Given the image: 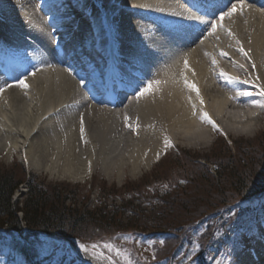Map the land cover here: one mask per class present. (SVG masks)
<instances>
[{
    "label": "bare ground",
    "instance_id": "obj_1",
    "mask_svg": "<svg viewBox=\"0 0 264 264\" xmlns=\"http://www.w3.org/2000/svg\"><path fill=\"white\" fill-rule=\"evenodd\" d=\"M63 1L66 0L52 1L42 9L48 12L57 8L55 14L76 9L70 2ZM248 1L255 3L257 0ZM227 2L222 3L216 13L213 11V22L198 15L199 11L193 6L190 8L193 7L194 11H186L176 0L161 3L163 11L169 14L164 21H169L176 32L173 31L170 36L166 34L146 39L145 47L136 44L137 38H141L139 34L129 35L123 28L131 25L129 14L145 17L151 5L160 7L156 0L121 1L118 6L119 20L105 39L102 30H99V22L89 27L87 34L91 35L90 40L99 44L104 40L99 51L105 57H111L110 65L101 72L102 79H106L109 86L135 83L133 87L137 92L146 89L152 80L161 78L163 74L159 87L147 88L148 91L144 92L143 95L148 93L150 99L141 96L135 104L126 106L127 119L122 124L123 114L117 108L127 103L128 98L121 100L112 94L108 99L97 100V80L88 75L101 64L86 67L85 61L91 50L83 52L85 48H75L74 37L61 42L55 34L50 35L47 24L30 6L32 0H0V89H3L0 92V155L11 159L16 154L29 169L72 182L85 181L89 171L100 164L108 181H112L115 175L120 182L126 177L124 168L127 166L133 178L143 172L141 168L150 169L158 155L164 152L165 141L169 138L183 139L189 148L209 147L213 141V129H205L200 124L203 112L199 106L182 105L186 90L189 103L198 104L205 96L209 97L215 115L211 120L215 124L228 108L240 107L238 109L242 113V108L256 94L245 96L220 91L221 81L211 77L208 68L199 59L204 52L209 59L213 58L212 46L204 40L200 42L201 38L213 25H217L218 32L225 29L233 16H240L242 18L236 21L235 27L237 32H245L252 39L250 48L258 77L263 75L264 69V57H261L264 54V27L255 29L262 24L264 5L263 9L237 8L233 15L224 16L233 1ZM255 15L256 21L251 17ZM77 16V11H74L63 18L60 23L65 24L64 28L56 35L68 32L70 28L67 24ZM245 17L249 18L248 22L240 26ZM191 30H194L193 33ZM80 33L85 36L84 32ZM194 44L197 47L192 52V64H182L178 54H184ZM221 53L222 58H228L227 54ZM149 57L155 61L154 65L147 60ZM159 59L167 66L187 68L184 67L183 71L179 69L177 77L171 68L163 73L162 69L152 67L161 65ZM237 67L225 66L220 69V76L229 84L237 79L243 82L235 72ZM22 80L27 83V88L19 86ZM180 83L183 90L178 85ZM192 84L199 89V95L190 87ZM102 104H108L113 109L103 111ZM245 108L248 109L243 110L240 118L227 119L231 124L218 126L219 130L228 136L239 132L236 124L245 126L250 122H254L252 127L256 129L263 107L249 103ZM25 192L26 187L22 186L13 196V202L18 203ZM71 244L75 253L87 261L92 260L78 243L72 241ZM237 264H260V261H256L249 252Z\"/></svg>",
    "mask_w": 264,
    "mask_h": 264
},
{
    "label": "trees",
    "instance_id": "obj_2",
    "mask_svg": "<svg viewBox=\"0 0 264 264\" xmlns=\"http://www.w3.org/2000/svg\"><path fill=\"white\" fill-rule=\"evenodd\" d=\"M216 140L215 143L221 142L223 147L214 148L206 157L179 148L170 150L175 159L167 160L168 154L165 155L155 170L163 176H149L148 180L152 178L149 183L131 188L130 198L117 206L114 214L102 205L93 210L85 209L92 190L87 192V197H81L83 209H78L66 202L79 198V186L46 185L36 178L22 206L13 208V195L26 176L20 163H16L15 170L1 171L0 229L20 231L23 224L28 229L23 235L24 241L0 232L3 257L10 262L15 252L27 264H50L32 241L29 244L30 237L43 243L37 232L43 231L84 240L83 231L89 224L95 229L108 226L119 232L130 230L122 232L158 236L163 243L154 245L153 264H191L194 261L222 264L219 252L224 244H233L245 227L256 223L257 211L251 208V203L264 197V143L254 147L255 143L237 141L230 148L219 133ZM231 149L238 155L232 154ZM100 194L103 199L113 196L103 188ZM19 212L23 213L22 220L17 216ZM193 249L194 253L188 258ZM61 264H76V261L63 259Z\"/></svg>",
    "mask_w": 264,
    "mask_h": 264
},
{
    "label": "rangeland",
    "instance_id": "obj_3",
    "mask_svg": "<svg viewBox=\"0 0 264 264\" xmlns=\"http://www.w3.org/2000/svg\"><path fill=\"white\" fill-rule=\"evenodd\" d=\"M53 0H32V4L30 6L34 8V10L41 16V19L45 23H49L50 26V32H55L58 30H61L62 23H60V20L62 18L67 17V13L65 14H55L56 9H53L51 11L45 12L43 11L42 7L47 6L48 3H50ZM121 1L123 0H68L71 4L76 5V7L81 8L85 7L86 9H93L94 13L91 16H88V18L93 16V22L90 23V25H94V22H99V30H102L103 37H107V35L112 32V28L114 24H117L119 20V12H118V6L121 4ZM160 7L155 6L154 4L150 6L149 10H146V16L145 17H138L134 13L129 14L131 15L129 19H131L130 26L127 28H123V30L127 31V34H139L141 38H137V43L139 46H146V39L159 37L163 35H169L171 33L176 32L172 27H170L169 21H164V18L168 16L169 14L165 13L163 9L161 8V3H170L171 0H156ZM172 2V1H171ZM232 5V4H231ZM253 7L257 9H262L261 7L255 4L248 3V8ZM231 8V6H229ZM147 9V8H146ZM230 10V9H229ZM128 12L127 10H125ZM187 11V10H186ZM132 13V12H131ZM151 14L152 16L148 15ZM253 20L256 21V15L251 16ZM2 18V17H0ZM81 18V17H80ZM78 18V19H80ZM169 18V17H168ZM242 18L240 16H233V20L229 22L225 29H221L220 31H212V27L209 28L206 35L203 36L200 40L206 41L208 44L212 46L211 53L213 55L212 59H209L206 56V53H202L201 57H199L200 61L202 62L203 66H206L208 68L209 74L211 77H215L217 80L221 81V84H219L220 91L227 93L228 91L240 93L245 96H250L253 94H256V96L253 98L252 101L247 102L246 105L249 103L251 105L260 106L263 107V111L260 116L259 123L255 128L252 127L254 125V122H250L247 125H238L237 130L239 132L226 135L227 139L226 141L231 146L233 145V142L240 141L245 143H255L253 144L254 147L258 146L257 143H264V94L262 93V90H264V69H263V75L261 77H258L255 69V64L252 58V49L250 48L252 39L248 36L247 33H240L237 32V29L235 27L236 21ZM245 21H240V26L244 25L246 22H248V17H245ZM169 20V19H168ZM242 20V19H241ZM258 21V20H257ZM262 24H260L258 28L264 27V18L260 21ZM76 21L73 23L71 22L69 26L71 27L68 32L63 33L64 41L70 39L76 29L75 25ZM87 27V26H86ZM74 28V29H73ZM217 28V25H216ZM254 29V30H255ZM211 33V34H209ZM79 34L75 35V46L81 47V46H87V48L91 49L95 43H92L89 39L90 36L81 37L78 36ZM197 44L192 45L187 51H185L184 54H178V57L181 60L182 64H192L191 56L193 55L192 52L196 51ZM243 48L245 52H247V55H244L243 52L240 51V48ZM264 50V49H263ZM220 52H225L228 55V58H222L220 55ZM96 55L97 52H96ZM264 57V54L261 56ZM161 60L160 66H152L157 69H162V72L164 73V70H168L169 68L175 70L176 77L178 76L179 69H184V67L187 68V66H167V64H163L164 61ZM213 61L218 62V64L213 63ZM237 63V64H236ZM95 64V62H94ZM225 66H239L237 67V70H235L237 76H240V78L243 80V82L239 81L238 79L232 84H229L228 81L221 77V71L220 69L224 68ZM191 69L192 66H189ZM100 69H103L101 66ZM181 71V73H182ZM161 78L163 76L160 75ZM181 77V74H180ZM161 78H157L155 80H152L151 87L146 86L147 88L152 89V87L160 86V83L162 82ZM180 82V81H179ZM182 82V81H181ZM215 82V81H214ZM248 83V84H247ZM181 86V90L183 85L178 84ZM188 91L186 90L184 98H182L181 103L184 107H196L199 106L204 113H207L210 118L215 116L211 110V101L209 97L205 96L203 98V103H189L187 100ZM141 91L135 92L134 94H131L130 98L128 99L127 103L118 106L117 111L121 112L123 114L122 118V124L125 123L127 119V112L125 111V108L127 105H133L135 104L138 97H144L150 99L151 96L147 93L145 95L140 94ZM205 95L204 93H202ZM237 105V104H236ZM238 106H242L239 105ZM101 109L103 111H110L112 108L109 105L102 104L100 105ZM240 108V107H238ZM233 109L228 108L226 111H224L222 115V119L219 118L216 121V127H213L211 123H209L206 119L202 118V120L199 119V122L203 127L206 129V127H211L214 132L213 141L212 144L207 148H189L186 143L187 141L183 139H174L169 138L167 141L169 143L165 146V150L161 155H158L157 160L152 165V167L148 170L142 169V173L136 175L135 178L131 177L129 174L130 167L127 166L124 168L125 172V179L121 180L120 182L117 180V177L113 175V180L108 181L106 176L102 173L101 166L95 168L94 170L91 169L89 171L86 180L85 181H77L72 182L61 178H54L50 177V175L46 173H38L36 170H31L27 167V165L16 155L14 154L11 159H8L5 155H0V172L1 171H8V170H15L17 165L16 163H20L22 165V168L24 170V174L26 176V180L21 184L17 190H19L22 186L26 187L25 194L21 197L20 201L18 203H14L12 200L13 208L15 206H22L24 201L27 198V194L29 191V186L31 185V182L33 179H37L38 182H45L46 185L48 184H69L71 186H79L80 187V196L78 199H70L67 200L66 205H71L76 207L78 209H83V200L81 197H87V192L92 189L89 198L91 200L86 204V210H93L97 207L107 206V211L111 214L113 210L115 211V208L117 206H121L123 202L127 201L129 197L128 191H131V188H134L135 185L139 186L142 183H147L150 180L149 176H153L156 174H159V177H162V173L157 170V165L159 164V160L163 159L165 155H167V160H174L173 154L169 153V149L179 148L183 151H189L192 154H198L201 157H206L211 154L213 149H219L223 146H221V142L215 143L216 135L215 132H221L219 130L218 126H225L226 124H231L227 119L234 120L235 118H240V114H243V110L246 111L248 108H242V113L239 112V109ZM241 111V110H240ZM237 120V119H235ZM240 127V128H239ZM253 128V129H252ZM240 129V130H239ZM154 131V129H152ZM244 130V131H243ZM176 136L177 133L175 132ZM175 136V135H173ZM258 140H257V139ZM256 139V140H255ZM217 141V140H216ZM219 141V140H218ZM244 144V143H243ZM224 145V144H223ZM253 147V146H252ZM219 153V152H218ZM231 153L234 155H238L237 151H234V149H231ZM202 163L205 162L201 160ZM22 162V163H21ZM25 164V165H23ZM212 173H215V170L213 166H211ZM149 183V182H148ZM133 186V187H132ZM103 189H106L107 192H109L111 195L110 199H103L100 197V191ZM16 190V192H17ZM15 192V193H16ZM134 194V193H133ZM15 195V194H14ZM13 195V196H14ZM81 198V199H80ZM261 201H255L251 203L252 209H256L257 215H260L259 221H264V197L260 199ZM78 202L75 204V202ZM17 216L19 219H23V213L19 212L17 213ZM123 224H125L126 220L123 218ZM95 226H91L87 224L84 228V235L82 236L84 240H78L75 239V241L79 244L86 245L88 247V252L95 258H98L102 260L105 264H153V261L155 259V250L154 245L161 244V240L158 236H154L150 233L139 235V232L132 233V232H122V231H130V230H122L121 232L117 231V229H114L113 227L108 228V226L101 227L100 229H95ZM259 229V227L257 228ZM132 230V229H131ZM148 231V230H147ZM256 230L248 231L247 233L255 232ZM246 233V234H247ZM18 238L21 239V236L19 235ZM72 238V237H69ZM43 240V239H40ZM24 241V240H23ZM32 243H35L37 246V251L41 256H44L45 258L47 256L46 263H52V264H61V261L65 259L66 262L76 261L75 257H79L77 253H75L68 245L67 242L64 241H56V240H43V243H40L38 239H35L33 236L29 239ZM62 242V243H61ZM43 244V245H42ZM93 245H96L95 248H93ZM105 245H108L105 247ZM225 245H227L225 243ZM227 247V246H226ZM194 253V249L189 253L188 258L191 257V255ZM14 256H17L15 252L13 253ZM224 255V254H222ZM231 256V258L229 257ZM228 257L229 261L225 260V258ZM232 264V254L228 252V254L225 253L224 256V262L222 264ZM227 261V263L225 262ZM87 264H90L86 262ZM0 264H25L24 261L21 258H17L16 260L11 261L10 263H5V257H3V253L0 251ZM76 264H82L80 261H76ZM191 264H200L197 262H193Z\"/></svg>",
    "mask_w": 264,
    "mask_h": 264
},
{
    "label": "snow or ice",
    "instance_id": "obj_4",
    "mask_svg": "<svg viewBox=\"0 0 264 264\" xmlns=\"http://www.w3.org/2000/svg\"><path fill=\"white\" fill-rule=\"evenodd\" d=\"M244 7H246V5H245L244 3H240V4H232V5H231V9H230L229 11H227V12H224L223 15H224V16H231V15H233V11H234L235 9L239 8V9L243 10ZM215 30H216V25H213V26H212V31L214 32ZM209 34H211V33H209ZM240 51L243 52L244 55H247V52H245L244 49H243L242 47L240 48ZM221 54H222V55H226V53H221ZM213 63H215V61H213ZM37 70H39V69H37ZM34 74H35V73L33 72V75H34ZM81 83H83V78L81 79ZM9 86H11V85H9ZM19 86L22 87V88H27V87H28L27 83H25L23 80L20 81ZM149 87H151V84L149 85ZM190 87L193 88V89H195V90L197 91V94L199 95V89L196 87L195 84L190 85ZM2 91H3V89H0V92H2ZM146 91H148V89H144L143 91H141L140 94L143 95L144 92H146ZM261 94H264V90H262V93H261ZM201 103H203V100H201ZM203 118L206 119L209 123H211V124L213 125V127H216L215 122L211 120V118L208 116L207 113H204V114H203ZM82 124H83V116H81V125H82ZM81 133H83V127H81ZM168 143H169V141L166 140V141H165V144L167 145ZM161 243H163V242H161ZM107 246H108V245H105V247H107ZM95 247H96V245H93V248H95ZM80 248H81V250H82L83 252H85V253L88 252V247H87L86 245L81 244V245H80Z\"/></svg>",
    "mask_w": 264,
    "mask_h": 264
},
{
    "label": "water",
    "instance_id": "obj_5",
    "mask_svg": "<svg viewBox=\"0 0 264 264\" xmlns=\"http://www.w3.org/2000/svg\"><path fill=\"white\" fill-rule=\"evenodd\" d=\"M9 233L12 234V235L15 234V233L10 232V231H9ZM93 262H94V263H100V264H103V263L101 262V260H99V259H94V258H93Z\"/></svg>",
    "mask_w": 264,
    "mask_h": 264
}]
</instances>
